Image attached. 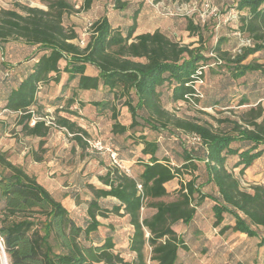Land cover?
<instances>
[{"label":"trees","instance_id":"16d2710c","mask_svg":"<svg viewBox=\"0 0 264 264\" xmlns=\"http://www.w3.org/2000/svg\"><path fill=\"white\" fill-rule=\"evenodd\" d=\"M44 1L47 9L20 1L13 8H0V42H23L35 48L28 60H37L5 94L1 110L15 115L25 137L40 140L41 154L46 153L42 148L54 125L84 151L91 148L89 142L99 140L92 139L86 123H80L85 121L83 94L103 91L104 98L91 105L98 119L110 116L112 144L104 147L113 149L120 163L125 143L130 141L133 145L128 148L133 151L142 148L130 167L120 168L108 154L106 172L98 176L104 187L85 183L90 200L81 201L80 194L75 195L74 203L84 215L81 220L46 186L43 177L28 173L0 151V240L8 264H180V251L188 247L185 235L175 227L189 226L205 201L212 203V224L220 227L221 235L240 233L264 247V186L246 189L242 185L246 171L264 156L262 103L253 106L244 96L241 105L252 106L238 119H217L215 126L198 116L179 117L163 101L165 93L171 103L199 98L194 88L198 72H202L203 85L206 69L217 64L233 80L262 72L264 67L254 59L246 61L264 51V0H236L239 32L251 41L236 55L222 49L223 39L206 49V24L200 19H186V30L198 38L193 44H182L160 30L136 35L139 12H133L124 0H84L83 10L105 1L118 11L133 13L130 24L123 27H114L106 16L94 21L82 47L76 27L65 25V18L80 10L76 3ZM171 1L182 5L195 0ZM200 3L207 6L205 0ZM88 67L96 74H89ZM43 93L53 99L41 102ZM219 100L205 108L218 106ZM46 108H51L50 113L43 112ZM122 114L127 121H121ZM47 116L54 125H47ZM165 134L179 142L181 152L166 151L173 154L175 164L163 155L160 138ZM30 155L36 162L43 161L38 151ZM230 158H236L232 168L228 167ZM175 181L179 182L176 198L166 201L171 193L165 185ZM106 198L118 203L105 206L102 200ZM147 210L151 212L145 214ZM111 216L127 219L128 239L116 234L113 223H102ZM226 216L234 225L224 223ZM103 227L108 229L104 236Z\"/></svg>","mask_w":264,"mask_h":264},{"label":"rangeland","instance_id":"374dc122","mask_svg":"<svg viewBox=\"0 0 264 264\" xmlns=\"http://www.w3.org/2000/svg\"><path fill=\"white\" fill-rule=\"evenodd\" d=\"M76 3V9H80L84 0H71ZM129 3L134 2L136 4L143 5L147 0H124ZM166 1V0H164ZM162 0H150L151 4L158 5L159 9L156 10L159 15L162 16V21L173 19H193L197 22L199 19L202 23L206 24L203 43L206 49H213L220 39H223L222 49L228 51L230 55H236L243 47L244 43L249 40L247 35H242L239 32L240 17L241 14L234 8L236 0H205L206 7L200 3V0H195L189 4H178L175 2H164ZM16 0H0V8L10 9L13 8ZM22 4H27L31 7H39L47 9L44 0H21ZM202 4V5H201ZM114 9L108 2L99 1L95 2L89 10L80 9L78 12L67 16L65 18V25L76 27V31L80 34L82 41L80 44L85 46L86 40L89 38L91 24L106 16L113 18L114 23L125 22V17L122 20L121 16L118 18L112 16ZM116 10V9H115ZM177 12V15L167 16V12ZM116 13V12H115ZM118 13V12H117ZM128 14H132L129 10ZM110 14V15H109ZM161 19V18H160ZM181 31V29H180ZM171 38L181 42L182 44H193L198 41L197 36L185 35L179 32L178 35L170 33ZM195 38V39H194ZM84 43V44H83ZM254 61L264 67V51L257 53L250 57L246 62ZM245 62V63H246ZM220 65H214L206 69L204 80L205 83L200 86L199 98L192 97L191 101L185 103H171L168 101V96L165 93L163 95V101L165 107L172 111L179 117H192L198 116L211 121L215 126H218L217 119H223L230 117L238 119L240 114L249 109L253 104L261 102L264 106V69L262 72L250 73L246 78L240 80H233L230 78L226 68H220ZM90 73V72H89ZM4 75V71L0 72V102L6 93L7 86ZM225 96V97H223ZM248 97L252 105H241L242 97ZM41 102L45 99H53L50 93H43L41 96ZM104 98V92H87L83 94V100L85 101V107L82 109V116L85 121L80 123H86L85 126L92 133V139L98 138L103 146H111V135L109 129L111 126V120L109 115H104L97 118L96 110L91 105L92 101L102 100ZM197 99V100H195ZM220 101V104L216 107L205 108V106H212L214 101ZM253 105V106H254ZM2 106L0 104V151L5 152L7 157L15 164H21L25 167L28 173L34 174L44 172L40 168L32 155L33 150L38 151L40 155L45 157L54 158L53 171H49L48 185L53 190L58 199L64 200L65 205L77 214V218L81 220L83 218V212L81 208H74V202H77L75 198L76 194L79 195L81 201H85L87 198L86 189L83 187L84 182L87 180L93 181V183L100 186L98 176L105 173L104 163H109L107 152H97L91 148L82 150L77 148V144L72 140V136L66 135L65 132L57 129L52 122V117L47 116V125H54L51 130L47 142L44 144L46 150L45 154H41L39 150V139H32L25 137L20 132V127L17 126L16 121L10 118L7 114L2 113ZM51 108H46L44 113H50ZM205 113H208L205 114ZM122 122L127 121V115H121ZM6 122V124H5ZM167 134L160 138L161 145L163 147V155H166L175 164V158L168 149H173L176 153L181 152L179 142L171 138H167ZM119 144L123 145L122 139L119 140ZM126 147L121 151V155L127 156L130 152L128 148L133 145L130 141L125 143ZM120 150V148H118ZM62 161V162H61ZM236 158H230L228 161V167L232 168ZM37 163V164H36ZM122 168L124 166L121 163ZM46 166V165H45ZM49 167V168H50ZM125 167V166H124ZM104 171V172H103ZM238 173V170H235ZM40 174V173H39ZM188 176H184L185 179ZM178 181H175L169 187L171 196L166 198V201H172L176 198L175 187L178 185ZM242 185L244 188L249 189L251 185H263L264 186V160L259 162L253 167L252 170L247 171L242 177ZM206 202V201H205ZM211 204V202L208 201ZM151 211L147 210L145 214H149ZM204 221L209 223V228L213 223V215L210 213L209 208L207 212H204ZM234 220L229 216L225 218V224L234 223ZM214 233V232H212ZM231 233V234H230ZM229 231L227 234L221 235V238L217 234H213L212 238L204 243L206 252L203 253L201 259L199 255H195L201 246L198 239L195 238L192 230H188L185 234V242L188 249L180 251V264H264V249L258 247L255 240L248 241L243 236H238L237 233ZM230 234L231 236L226 235ZM261 234L264 235V232ZM211 236V235H210ZM223 246V247H222ZM220 254V255H219Z\"/></svg>","mask_w":264,"mask_h":264},{"label":"crops","instance_id":"0c3cea01","mask_svg":"<svg viewBox=\"0 0 264 264\" xmlns=\"http://www.w3.org/2000/svg\"><path fill=\"white\" fill-rule=\"evenodd\" d=\"M16 1L21 2V0H16ZM28 1L33 2V0H28ZM162 1H164V0H162ZM164 2H169V1L166 0ZM170 2H172V1H170ZM129 4H130V8L132 10H134L133 12H135V11L139 12L138 18H137L138 29H137L136 35H139L142 33H147V32H154L155 30H160V31L166 33L168 36H170L171 32L174 35H178L179 32H182L185 35H189V32L186 30V25H187L186 19H185V21L183 19H173V20H165V21L163 20L162 21V16L159 15V13H157L156 8H154L152 6V4L150 3V0H147L146 2H144L143 5L136 4L134 2H131ZM111 10L113 11L112 16H114L116 18L121 16L122 20L124 19L123 17H125V22L114 23L113 18H109L110 16H108L111 24L114 27H123L124 25L130 24L131 16H130V14L126 13V11H118L115 9H111ZM180 29H181V31H180ZM34 51H35V48H31L23 42H8L5 44L0 42V72L4 71V75L7 76L5 79V84L7 86L6 93L12 87L17 86L20 83V81L24 78V76L30 70V68L32 67L34 62L37 61L36 59L30 61L27 58ZM63 65H64V63H62V66ZM87 72L88 73L90 72L89 74H96V71L92 67H88ZM4 99H5V95L1 99V102H0L1 106H4ZM2 113L7 114L10 118H13L15 116L14 114L9 113L7 111H2ZM5 124H6V122H5ZM84 127H86V126H84ZM77 146H78L77 148H79V145H77ZM141 148H142V146H140L137 151H133L131 148V149H129L130 154L127 156H124V158L122 157V159H123L122 161H123V164L125 167H130L137 162V159L139 157V150H141ZM122 152H123V150H122ZM263 160H264V156L262 158H260L259 160H257L254 163V165L251 168H249L247 171L252 170L256 164H258L259 162H261ZM54 161L55 160L52 156L49 158L44 157L42 162H37L38 164H40V168H42V170H44V172L40 171L39 172L40 174L37 171V174L45 179L44 181L46 183V186L49 189H51V187H49L48 181H47V180H49L48 174H49V171L54 170L53 167H50V165L53 164ZM103 169L106 172V167ZM85 183L94 184L98 188L104 187L100 181H99L100 186L93 183V181H91V180H87L86 182H84V184ZM165 186L169 192L168 188L171 187V184L170 185L166 184ZM90 198L91 197L89 195H87L86 200H90ZM102 203L105 206H111L113 204H117L118 202L116 199L106 198V199L102 200ZM73 205H74L75 209L78 208L75 203ZM208 208H209L210 213L212 214V203L210 204L207 201L202 203L197 208V213H196L194 221L189 226H184V225L179 224V225H176V227H175V230L179 234H182L183 236L187 233L188 230L193 231L195 238L198 239V242L200 243V246H201L200 250L197 253H195V255H197V256L199 255L200 259L203 255V253L206 252V249H205V247H203V245H204V243L207 242L208 238L211 239L213 234L214 233L217 234V232H218V236L221 238V234L219 233L220 227L215 228V227H213V224H211V228H209V226H208L209 223L204 221L203 214H204V212L208 211ZM101 221L105 226L110 224V223H113L116 234L117 235L123 234L125 237V240L128 239V235L130 232V226L128 225L127 219L125 217L120 218V217L111 216L110 218H108L106 220H101ZM230 224L234 225V223H232V222ZM107 231H108V229L103 227L101 229L102 236H104L107 233ZM212 232H214V233H212ZM230 234L226 235V238H227V236L230 237L231 236ZM233 234L234 233H232V235ZM237 235L243 236L240 233H237ZM224 236H225V234H224ZM247 240L248 241L255 240L256 245L258 243L257 239H249L248 238ZM260 248L264 249V247H260ZM127 256H129V255H127Z\"/></svg>","mask_w":264,"mask_h":264},{"label":"built area","instance_id":"2783aa9c","mask_svg":"<svg viewBox=\"0 0 264 264\" xmlns=\"http://www.w3.org/2000/svg\"><path fill=\"white\" fill-rule=\"evenodd\" d=\"M152 6H154L156 8V10L159 9V6L157 4L156 5L152 4ZM177 14H178L177 12L173 13V12H170V11L166 13L167 16H174V15H177ZM250 44H251V41L247 40V42L244 43L243 46H248ZM198 74H199V77L195 81V85H194V88L196 90V95L195 96H200V93H199V90H198V86L203 83L202 79L200 78V76L202 75V72L199 71ZM35 123H36V119H34L32 121L31 125L33 126ZM198 140L199 139H197V138H193L194 142H196ZM89 145L92 147V149H94V150H96L98 152H107L109 154L111 160L113 161V163L116 164L117 166H119L120 168H122V165H121L120 161L118 160L117 153L113 149L105 148L100 141L89 142Z\"/></svg>","mask_w":264,"mask_h":264},{"label":"bare ground","instance_id":"6f19581e","mask_svg":"<svg viewBox=\"0 0 264 264\" xmlns=\"http://www.w3.org/2000/svg\"><path fill=\"white\" fill-rule=\"evenodd\" d=\"M0 264H7V259L2 251L0 253Z\"/></svg>","mask_w":264,"mask_h":264},{"label":"water","instance_id":"95a60500","mask_svg":"<svg viewBox=\"0 0 264 264\" xmlns=\"http://www.w3.org/2000/svg\"><path fill=\"white\" fill-rule=\"evenodd\" d=\"M0 248H1V251L3 252V254L5 255L6 259H7V256H6V253H5V250L3 248L1 240H0ZM7 264H8V259H7Z\"/></svg>","mask_w":264,"mask_h":264}]
</instances>
